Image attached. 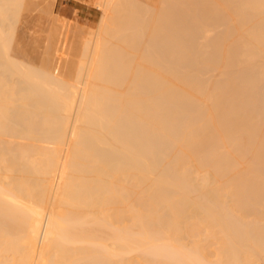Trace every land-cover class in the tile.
I'll use <instances>...</instances> for the list:
<instances>
[{
  "label": "bare ground",
  "instance_id": "obj_1",
  "mask_svg": "<svg viewBox=\"0 0 264 264\" xmlns=\"http://www.w3.org/2000/svg\"><path fill=\"white\" fill-rule=\"evenodd\" d=\"M44 1L0 0V264H264V0H100L71 80Z\"/></svg>",
  "mask_w": 264,
  "mask_h": 264
},
{
  "label": "rangeland",
  "instance_id": "obj_2",
  "mask_svg": "<svg viewBox=\"0 0 264 264\" xmlns=\"http://www.w3.org/2000/svg\"><path fill=\"white\" fill-rule=\"evenodd\" d=\"M42 1H44V0H42ZM49 1V0H48ZM52 0H50L49 2H51ZM55 1V2H54ZM141 2H143L144 3V7L145 8H147V10L150 8V10L151 11H153V12H155V10H153L152 9V7H155L156 9H159V7H161L160 6V2H157V1H159V0H140ZM149 1V2H148ZM151 1V2H150ZM45 2V4H46V0L44 1ZM49 2H47V3H49ZM154 2V3H153ZM52 3L54 4V5H52L51 3H49L48 5H49V7H46V8H48L47 10H49V11H47V12H49V13H52L51 15L53 16V17H55L54 19H56V20H54V22H55V26H54V23H52V25L50 24V26H51V31H55V30H57V28H58V32L59 33H61L62 35L64 34V38H66L68 41H67V43L66 44H64V45H66L67 46V44H68V46L67 47H64V45H63V50L65 51V52H63L62 51V48H60V50H57L56 48L54 49V50H57L56 51V54H54V52H52V54L53 55H51L53 58H54V56H57V58H54L55 59V61L54 62H56L57 60L56 59H58L59 61L61 60L62 61V59H64V61L62 62L63 63V67H62V65H59V67H62L61 69H60V74H62L63 75V73L65 74V75H67V78H69L70 79V77H71V79L75 76V68L77 67V65L79 64V60L81 59V57H82V53H81V51H82V48H81V42L83 43L84 42V40L85 39H87L89 36H90V33L91 34H93V33H97V31L99 30V29H103V28H98V26L100 27V25L102 26V24H101V20H102V16H101V14H102V8H100V6H99V4H100V0H53L52 1ZM95 3V4H94ZM143 3H142V5H143ZM153 3V4H152ZM157 3H159V7L157 6ZM51 4V5H50ZM149 4H152L153 6L152 7H148L147 5ZM47 4H46V6H48ZM94 5V6H93ZM52 6H53V8H52ZM99 6V7H98ZM158 7V8H157ZM154 8V9H155ZM37 9V8H36ZM51 9H52V11H51ZM35 11V10H34ZM37 11H38V9H37ZM37 11H35L34 13H36ZM100 19V20H99ZM69 22V23H68ZM72 24V25H71ZM99 24V25H98ZM61 25H62V27H61ZM73 26V27H72ZM70 27H71V30H70ZM103 27V26H102ZM54 30H53V29ZM67 29V30H66ZM74 29V30H73ZM98 29V30H97ZM77 30V31H76ZM85 32H84V31ZM72 31V32H71ZM68 32H69V34H68ZM76 32V33H75ZM78 32V33H77ZM85 33H87V34H85ZM101 33V32H100ZM68 34V35H67ZM75 34V35H74ZM102 34V33H101ZM48 35V34H47ZM72 35V36H71ZM76 35H79V37L78 36H76ZM84 35V36H83ZM66 36H68V37H66ZM71 36V37H70ZM75 36H76V38H75ZM87 36V37H86ZM73 37V38H72ZM64 38H63V41H64ZM84 38V39H83ZM115 38V40L112 38V41H111V43H113L114 45H117L118 43H116V42H118L119 41V39H118V41H117V39H116V37H114ZM65 39V40H66ZM82 39H83V41H82ZM77 41L78 40V42H73V41ZM116 41V42H115ZM66 42V41H65ZM74 43V44H73ZM116 43V44H115ZM71 44V46L72 47H70L69 45ZM113 45V46H114ZM71 48V49H69V48ZM74 47V48H73ZM78 47V48H77ZM80 47V48H79ZM68 48V49H67ZM74 49H77V50H74V52H73V50ZM81 49V50H80ZM67 50V51H66ZM60 51V52H59ZM76 51V52H75ZM72 52V53H71ZM63 55H62V54ZM67 53V54H66ZM73 54V55H71V54ZM78 53V54H77ZM81 55H80V54ZM61 54V55H60ZM64 54H66V55H64ZM75 54V55H74ZM76 55H77V57H76ZM62 56H64V57H62ZM66 56V57H65ZM62 57V58H61ZM73 57V58H72ZM75 57V58H74ZM72 58V59H71ZM80 58V59H79ZM70 60V61H69ZM77 60V61H76ZM59 61H57V63L59 62ZM61 61L59 62V63H61ZM52 63V64H50V65H52V67L49 65H47L49 68H55L54 66H58L57 64H55V63ZM64 62L65 63H67V64H64ZM69 62H71V63H69ZM61 63V64H62ZM77 63V64H76ZM55 64V65H54ZM67 65V66H66ZM71 66V67H70ZM74 66V67H73ZM76 66V67H75ZM63 68H65V69H63ZM68 68H69V71H68ZM55 69H57V70H59V68L57 67V68H55ZM73 69V70H72ZM54 70V69H53ZM52 70V71H53ZM55 71V70H54ZM63 71V73H61ZM64 71H66V72H64ZM68 71V72H67ZM74 71V72H73ZM71 72V73H70ZM54 73H56V72H54ZM57 74H59L58 72H57ZM69 74H70V76H69ZM74 74V75H73ZM65 75H63V76H65ZM73 75V76H72ZM70 79V80H71ZM45 144V145H44ZM49 145L50 147L52 146V144H50V143H39V146H42V148L43 147H49V146H46V145ZM39 151V150H38ZM190 246V245H189ZM191 247V246H190ZM190 247H188V248H190ZM213 259H214V257H213Z\"/></svg>",
  "mask_w": 264,
  "mask_h": 264
}]
</instances>
